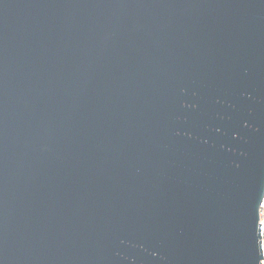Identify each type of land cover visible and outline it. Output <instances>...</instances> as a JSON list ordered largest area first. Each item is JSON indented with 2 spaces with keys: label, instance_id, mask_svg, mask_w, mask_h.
Listing matches in <instances>:
<instances>
[{
  "label": "water",
  "instance_id": "water-1",
  "mask_svg": "<svg viewBox=\"0 0 264 264\" xmlns=\"http://www.w3.org/2000/svg\"><path fill=\"white\" fill-rule=\"evenodd\" d=\"M264 0H0V264H264Z\"/></svg>",
  "mask_w": 264,
  "mask_h": 264
},
{
  "label": "rangeland",
  "instance_id": "rangeland-1",
  "mask_svg": "<svg viewBox=\"0 0 264 264\" xmlns=\"http://www.w3.org/2000/svg\"><path fill=\"white\" fill-rule=\"evenodd\" d=\"M260 219L264 227V212L263 211L260 212Z\"/></svg>",
  "mask_w": 264,
  "mask_h": 264
},
{
  "label": "built area",
  "instance_id": "built-area-1",
  "mask_svg": "<svg viewBox=\"0 0 264 264\" xmlns=\"http://www.w3.org/2000/svg\"><path fill=\"white\" fill-rule=\"evenodd\" d=\"M261 211H263V202H262V204H261V206H260V212Z\"/></svg>",
  "mask_w": 264,
  "mask_h": 264
},
{
  "label": "trees",
  "instance_id": "trees-1",
  "mask_svg": "<svg viewBox=\"0 0 264 264\" xmlns=\"http://www.w3.org/2000/svg\"><path fill=\"white\" fill-rule=\"evenodd\" d=\"M263 212H264V201H263ZM263 239H264V234H263Z\"/></svg>",
  "mask_w": 264,
  "mask_h": 264
}]
</instances>
